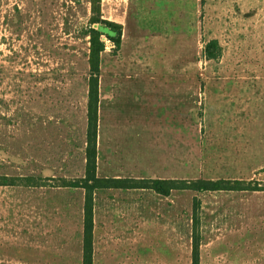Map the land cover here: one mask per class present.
Returning <instances> with one entry per match:
<instances>
[{
  "label": "rangeland",
  "instance_id": "rangeland-1",
  "mask_svg": "<svg viewBox=\"0 0 264 264\" xmlns=\"http://www.w3.org/2000/svg\"><path fill=\"white\" fill-rule=\"evenodd\" d=\"M169 2L183 32L104 38L97 175L264 186V0ZM90 18V0H0V264H81L84 190L62 184L84 176ZM214 20L228 30L208 60ZM96 198L114 217L95 264H191L194 200L203 264H264V191Z\"/></svg>",
  "mask_w": 264,
  "mask_h": 264
},
{
  "label": "trees",
  "instance_id": "trees-1",
  "mask_svg": "<svg viewBox=\"0 0 264 264\" xmlns=\"http://www.w3.org/2000/svg\"><path fill=\"white\" fill-rule=\"evenodd\" d=\"M91 18L84 31L88 37V78L85 130V170L84 176L64 182L62 185L84 190L82 206V264H93V213L94 192L101 189H149L161 195H169L173 190H190L196 192L215 191H264L261 184L251 185L239 179H163L133 177H99L97 175V130L99 109V77L101 55L105 50V41L109 40L119 50L122 43V25L102 18L100 0H90ZM96 24L97 27H93ZM221 48L216 40L208 41L204 56L206 59H217ZM6 176L0 178V185H11ZM28 185H31L28 183ZM198 209L199 201L194 200L192 212L193 246L191 264H200L198 250Z\"/></svg>",
  "mask_w": 264,
  "mask_h": 264
},
{
  "label": "crops",
  "instance_id": "crops-1",
  "mask_svg": "<svg viewBox=\"0 0 264 264\" xmlns=\"http://www.w3.org/2000/svg\"><path fill=\"white\" fill-rule=\"evenodd\" d=\"M121 0H102V18L119 23L122 25V37H129V33L131 32L129 26H134L133 28H137L139 31L147 33V27L152 25H161L163 27L168 26V31L160 32V34H168L174 30H181L184 31V6L180 7V16L176 17V20L173 19L174 12L173 8L169 0H122V3L119 2ZM124 1V2H123ZM120 3V12L113 7L117 6ZM178 9V8H177ZM115 10H117L116 13ZM111 15V16H110ZM221 26V23L217 20H214L213 23L210 25V36L209 41L216 40L219 42L224 39L221 34H227V22L225 21L223 31H218L217 28ZM220 45V44H219ZM221 47V46H220ZM170 87V86H167ZM263 167V165H262ZM262 167H258L255 169H261ZM123 190V189H119ZM94 192V213H93V264H95V256H96V249L98 242V234H102L100 243L103 248V252L109 249V238L108 235L110 232V228L112 227L111 220L114 217L112 210L107 212V210L98 211L97 208V192ZM107 203L104 202V205ZM107 209V208H105ZM106 211V213H105ZM111 218V219H110ZM100 221L104 223L103 226L100 225ZM100 226V227H99ZM114 227V226H113ZM100 229V232H99ZM112 230V229H111ZM99 232V233H98ZM66 233V230H65ZM66 248V247H65ZM67 252V251H66ZM68 252H71V248H68ZM105 253V252H104ZM70 255V253H68ZM80 254H81V264H82V244L80 247ZM107 260L109 257V253L107 256H104ZM67 260V259H66ZM66 262V261H65ZM67 264V263H65ZM68 264H71V258ZM200 264L202 262V256L200 257Z\"/></svg>",
  "mask_w": 264,
  "mask_h": 264
},
{
  "label": "built area",
  "instance_id": "built-area-1",
  "mask_svg": "<svg viewBox=\"0 0 264 264\" xmlns=\"http://www.w3.org/2000/svg\"><path fill=\"white\" fill-rule=\"evenodd\" d=\"M106 41V40H105ZM109 41V40H108Z\"/></svg>",
  "mask_w": 264,
  "mask_h": 264
}]
</instances>
